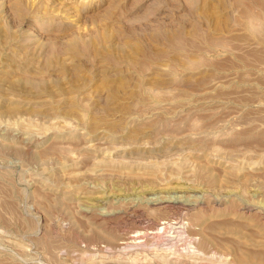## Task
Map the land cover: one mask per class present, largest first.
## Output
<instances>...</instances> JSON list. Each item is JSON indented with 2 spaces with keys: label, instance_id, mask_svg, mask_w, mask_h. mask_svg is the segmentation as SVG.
<instances>
[{
  "label": "rangeland",
  "instance_id": "1",
  "mask_svg": "<svg viewBox=\"0 0 264 264\" xmlns=\"http://www.w3.org/2000/svg\"><path fill=\"white\" fill-rule=\"evenodd\" d=\"M0 264H264V0H0Z\"/></svg>",
  "mask_w": 264,
  "mask_h": 264
},
{
  "label": "bare ground",
  "instance_id": "2",
  "mask_svg": "<svg viewBox=\"0 0 264 264\" xmlns=\"http://www.w3.org/2000/svg\"><path fill=\"white\" fill-rule=\"evenodd\" d=\"M144 197H145V196H144ZM144 197H143V198H144ZM135 244H136V243H135Z\"/></svg>",
  "mask_w": 264,
  "mask_h": 264
}]
</instances>
